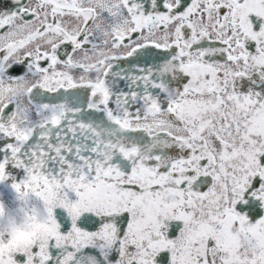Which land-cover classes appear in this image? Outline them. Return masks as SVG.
<instances>
[{"label":"snow or ice","instance_id":"6c2138e0","mask_svg":"<svg viewBox=\"0 0 264 264\" xmlns=\"http://www.w3.org/2000/svg\"><path fill=\"white\" fill-rule=\"evenodd\" d=\"M8 180L0 264H264V0H0Z\"/></svg>","mask_w":264,"mask_h":264},{"label":"clouds","instance_id":"9594fccd","mask_svg":"<svg viewBox=\"0 0 264 264\" xmlns=\"http://www.w3.org/2000/svg\"><path fill=\"white\" fill-rule=\"evenodd\" d=\"M21 202L23 203V201ZM3 221L7 229L6 234L8 241L12 242L14 245H22L25 240L24 234L27 232L36 231L39 233V231H41V229H30L22 215H17L15 212L9 211L6 208H4L3 212Z\"/></svg>","mask_w":264,"mask_h":264},{"label":"flooded vegetation","instance_id":"af4514ba","mask_svg":"<svg viewBox=\"0 0 264 264\" xmlns=\"http://www.w3.org/2000/svg\"><path fill=\"white\" fill-rule=\"evenodd\" d=\"M12 180L0 182V204H3L9 211L22 215L20 209L24 207V203L20 201L17 193L11 187Z\"/></svg>","mask_w":264,"mask_h":264}]
</instances>
